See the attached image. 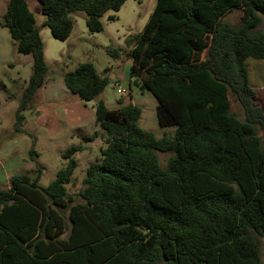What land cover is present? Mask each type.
<instances>
[{
	"label": "trees",
	"instance_id": "obj_1",
	"mask_svg": "<svg viewBox=\"0 0 264 264\" xmlns=\"http://www.w3.org/2000/svg\"><path fill=\"white\" fill-rule=\"evenodd\" d=\"M128 0H39L43 27L66 41L72 14H86L90 33ZM241 10L239 26L223 21ZM264 0H157L143 30L125 40L131 75L158 101L157 138L141 128L142 110L119 100L95 106L106 136L102 159L87 169L84 189L71 195L77 168L72 146L46 187L35 140L28 152L36 175L17 174L0 187V264H264V110L250 85L246 60L264 61V32L257 30ZM110 15L109 20H115ZM18 53L32 57V73L18 98L14 133L46 84L49 67L35 13L27 0H9L0 22ZM121 50L111 49L119 58ZM66 89L82 101L97 99L110 79L92 63L64 74ZM0 88H6L0 83ZM232 95L245 120L231 113ZM97 133L85 138V143ZM169 153L167 168L158 153ZM80 197L82 202H77Z\"/></svg>",
	"mask_w": 264,
	"mask_h": 264
},
{
	"label": "rangeland",
	"instance_id": "obj_2",
	"mask_svg": "<svg viewBox=\"0 0 264 264\" xmlns=\"http://www.w3.org/2000/svg\"><path fill=\"white\" fill-rule=\"evenodd\" d=\"M30 8L35 13L37 27L45 45V60L49 67L48 88L55 85L50 94L46 88L40 89L29 108L25 111L27 123L25 128L36 139L35 149L39 153L37 163L44 167L40 184L48 186L56 177L57 172L65 166L66 161L62 155L72 146L85 145L86 150L76 154L77 168L73 175L72 183L67 186L69 193L78 195L84 189V179L88 167L102 159L101 149L106 146V136L95 123V106L99 100H104L107 107L112 110L120 106L119 100L124 103H133L141 108L142 116L140 126L142 129L154 133L157 138L173 136L176 127H160L157 119L158 101L149 90H142L132 77V59L128 57L129 48L125 40L140 33L153 12L157 0H128L119 12H109L102 17L104 30L100 33H90L86 26V14L77 12L72 14L74 27L71 36L66 41L55 39L49 28L43 27L45 17L40 14L39 0H27ZM7 8L6 0H0V15ZM241 10L228 13L223 21L234 26L241 24ZM110 15H115V20H109ZM264 32V16L258 27ZM111 49H120L119 58L112 57ZM32 61L31 56L17 52L9 32L0 30V70L3 63H11L22 76L32 73V64H24L26 59ZM81 63H92L101 75L110 79L107 88L101 95L91 101H82L78 96L66 91L63 76L74 71ZM15 65V66H14ZM249 70L250 85L257 92V105L264 110V61L249 58L246 60ZM17 67L20 69L17 70ZM117 76V79L116 76ZM23 78V79H24ZM0 83L6 88H0L3 101L6 104L0 107V143L6 139L13 130L15 112L13 101L18 100L26 86L21 80L14 81L6 72L0 77ZM125 89L126 95L118 92ZM6 98V99H5ZM231 113L244 121V111L241 104L230 95ZM97 133V138L85 143V138ZM258 135L264 143V131L258 129ZM22 136V135H21ZM24 144L9 148L8 158H0V187L8 189L7 176L11 173L36 175V163L31 161L28 152L32 147V137L24 135ZM31 140V141H30ZM15 144V143H14ZM6 155V154H5ZM161 166L166 169L169 153H158ZM11 168V172H10ZM11 178V177H10ZM9 178V181H10ZM77 202H82L76 197ZM261 257L264 263V238L258 237Z\"/></svg>",
	"mask_w": 264,
	"mask_h": 264
},
{
	"label": "crops",
	"instance_id": "obj_3",
	"mask_svg": "<svg viewBox=\"0 0 264 264\" xmlns=\"http://www.w3.org/2000/svg\"><path fill=\"white\" fill-rule=\"evenodd\" d=\"M8 1L9 0H6V3H8ZM6 12V11H5ZM5 12H1V15H0V22H1V20H2V17H3V15H4V13ZM2 29V31L5 29V28H3L2 26H1V24H0V30ZM7 30V29H6ZM8 31V30H7ZM24 64H32V61L28 58V59H26V61H25V63ZM15 66V65H14ZM18 69H20L19 67H17V70ZM7 73L8 75H10V77H11V79L12 80H14V81H18V80H21L24 84L26 83L27 84V82H28V80H29V78H30V76H31V73H30V75L29 76H25V78L22 76V74L20 73V72H17L16 71V69L13 67L12 68V64L11 63H3V66H2V68H1V70H0V77L3 75V73ZM116 76V75H115ZM24 78V79H23ZM115 79H117V76H116V78ZM48 82H49V79L47 78V82H46V84L41 88V89H43V88H46V90L48 91V93H52L53 92V90H54V87H55V85L53 84V87H47L48 86ZM4 84V83H3ZM5 85V84H4ZM6 86V85H5ZM26 87V86H25ZM25 89V88H24ZM23 89V90H24ZM66 91H68L67 89H65ZM50 93V94H51ZM21 95V94H20ZM6 99V98H5ZM4 104H6L5 103V101H3V95L2 94H0V107H2V106H4ZM12 106H13V110H14V112L16 113V111H17V109H18V106H19V103H18V100H17V102L16 101H13L12 102ZM26 120H27V118H26ZM26 123H27V121H25ZM15 123V122H14ZM25 124V123H24ZM0 130H2L1 128H0ZM23 133L22 134H17V135H15V136H12V134L14 133V124H13V130H12V132L10 133V134H8V136H7V138L6 139H3V142L2 143H0V158H2L3 159V157L4 158H8V156H9V154L10 153H8L9 152V150L10 149H8V146H9V148H15V147H17L18 146V144L19 143H21V145H25L24 144V139H25V136L24 135H26V134H28V136L31 138L32 137V140H35V142H36V139H34L33 138V135L30 133V132H28V130L25 128V125L23 126ZM22 135V136H21ZM31 141V140H30ZM15 143V144H14ZM31 146H32V144H31ZM6 154V155H5ZM10 172H11V168H10ZM13 175H15L14 173H11V175H9L8 174V176H7V179H8V184H9V178L10 177H12Z\"/></svg>",
	"mask_w": 264,
	"mask_h": 264
},
{
	"label": "built area",
	"instance_id": "obj_4",
	"mask_svg": "<svg viewBox=\"0 0 264 264\" xmlns=\"http://www.w3.org/2000/svg\"><path fill=\"white\" fill-rule=\"evenodd\" d=\"M118 92L122 95H126L127 94V91L125 89H118Z\"/></svg>",
	"mask_w": 264,
	"mask_h": 264
}]
</instances>
